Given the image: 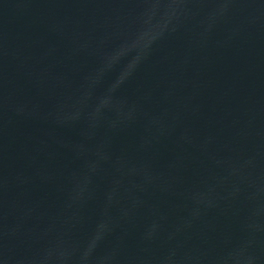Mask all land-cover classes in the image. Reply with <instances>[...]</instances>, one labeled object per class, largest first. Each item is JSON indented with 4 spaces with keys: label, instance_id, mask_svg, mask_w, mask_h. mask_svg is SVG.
Segmentation results:
<instances>
[{
    "label": "water",
    "instance_id": "water-1",
    "mask_svg": "<svg viewBox=\"0 0 264 264\" xmlns=\"http://www.w3.org/2000/svg\"><path fill=\"white\" fill-rule=\"evenodd\" d=\"M0 264H264V0H0Z\"/></svg>",
    "mask_w": 264,
    "mask_h": 264
}]
</instances>
